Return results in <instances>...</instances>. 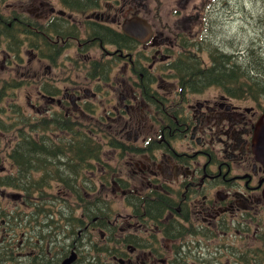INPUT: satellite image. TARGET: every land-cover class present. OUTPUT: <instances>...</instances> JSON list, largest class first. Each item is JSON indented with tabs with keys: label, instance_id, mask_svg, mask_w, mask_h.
I'll list each match as a JSON object with an SVG mask.
<instances>
[{
	"label": "flooded vegetation",
	"instance_id": "obj_1",
	"mask_svg": "<svg viewBox=\"0 0 264 264\" xmlns=\"http://www.w3.org/2000/svg\"><path fill=\"white\" fill-rule=\"evenodd\" d=\"M33 34L40 35V51ZM0 40L18 57L33 50L70 60L67 52L76 49V78L84 73L93 84L76 81V91H61L51 103L70 116L66 102L76 99V113L92 122L104 115L124 149L119 172L110 171L108 180L76 178L65 168L67 152L48 151L44 165L25 162L26 171L0 149V172L19 183L0 187L14 219L0 235L3 264H49L63 247L77 254L76 264V222L81 242L112 247L120 240L121 256L109 252L108 264H203L218 256L238 264L239 252L257 258L264 251V165L253 148L264 103L232 96L221 83L174 76L191 57H201L200 70L218 55L249 58L256 47L264 59V0H0ZM52 44L65 48L51 51ZM100 61L102 74L91 78ZM118 73L122 81L112 75ZM113 102L119 106H106ZM87 104L92 111L104 106V113L92 119ZM76 184L82 199L98 201L96 209L76 208ZM70 200L73 215L64 221Z\"/></svg>",
	"mask_w": 264,
	"mask_h": 264
},
{
	"label": "trees",
	"instance_id": "obj_2",
	"mask_svg": "<svg viewBox=\"0 0 264 264\" xmlns=\"http://www.w3.org/2000/svg\"><path fill=\"white\" fill-rule=\"evenodd\" d=\"M34 29L39 30L40 28ZM31 40L34 42L32 47L40 51V35L33 34ZM2 42L3 41L0 40V46L2 45ZM14 43L15 42H12L13 45ZM15 44L16 46L18 45L17 42ZM64 48L52 44L51 51L55 49L64 50ZM16 52H19V50L17 49ZM38 57L39 59L46 58L48 62L53 63L55 66L59 64V58L54 54L50 53L46 57V55L40 53ZM237 61L232 60L228 55H218L213 57L211 63L212 67L207 70H200L198 66L203 64L201 57H191L187 58V63L189 65L188 68L179 70L174 76L183 80V82L196 81L206 84L212 82L221 83L232 96L238 94V97H247L264 103L263 57L259 54L258 58L255 59L254 55L251 54L249 58L245 57L244 59H238ZM105 63V61L96 62L95 67L89 71V76L95 78V76L102 74L101 70L105 68ZM144 81L147 83V79ZM23 82V79H17L16 77L3 79L0 82V149H5L4 152L8 157L11 155L10 158L12 161L23 165V170L27 171L29 168L25 162H32V165H44L45 161L43 158H45L46 152L48 151L52 154L67 152L65 153L67 157L64 159L65 168L76 171V178H89L88 174H90V171L94 170L95 172H99L101 174L100 177L104 180H108L110 171H113L116 174L119 172L117 167L120 165L124 151V149H122L123 142L118 139L117 134L110 133L103 128V126L107 124V119L104 115H101V122L93 121L92 123L89 121H81L77 118L75 119L73 116H67L64 109L60 108L59 110H56L53 104H50L51 102H49V105L51 106L49 114L46 115L33 114V112L28 109L29 102L26 104L21 103V101L17 103L9 102V107L5 106L10 91L18 85L22 86ZM97 87H100V85ZM61 91L62 90L57 88L51 81H45L40 90L42 97L44 96L46 100L53 99L51 96H57ZM144 92L149 97V91L145 89ZM28 99L29 97H27L26 100L28 101ZM66 103L67 106H71V101ZM34 106L37 107L35 104ZM87 106H90L88 110L92 111V106L90 104H87ZM31 107H33L32 104ZM5 108L11 109L10 113H6L9 120L5 119L2 115ZM70 114L74 113L71 112ZM165 122H167V119ZM58 131L65 132L66 134L56 140L54 135L61 134ZM6 135L16 137V141L13 145L3 143V136ZM107 145L116 149H106ZM124 145L126 144L124 143ZM42 149H45L44 154ZM108 150L118 152L117 158L115 159L116 163L119 162L118 164L110 165V163L104 158V156L108 155ZM130 150L133 152L136 151V149ZM68 154L72 156H68ZM2 163L4 162L0 159V165H2ZM51 167L52 164H49L48 167H46L45 172H51ZM53 172L56 173L57 171ZM6 173L7 174L5 175L0 172V187L19 184L14 177H10L12 176L10 173ZM64 178L66 179V187L73 192L70 177L64 175ZM45 187L48 191L45 190ZM31 188L33 189V187ZM35 188L47 195L51 193L50 185L42 186L41 184H38ZM82 195L83 191L79 189V185L76 184V208L83 203H88L89 208L96 209L95 206L98 204V201L95 199H82ZM2 202L3 201L0 198V235L5 229L6 231H9L8 226L14 221V219H12L13 217L10 216L8 206H3ZM72 205L73 201L70 200V202H68V211L64 213V221L72 217ZM98 209L104 210L103 202L98 206ZM49 214L51 215V213ZM4 219L6 221L5 224L2 223ZM57 223L58 221L55 220L53 224L54 237L56 235L55 228ZM81 227L82 226H79L76 222V245L79 247V251L82 253V258L84 259L82 260L81 258L76 264H108L106 260L110 259L109 252L121 256V251L118 250V246L121 243L119 239L112 247H109V245L88 242L87 240L81 242L83 233L82 231L81 234L78 232L81 230ZM4 244L5 243H0V259H3L2 264L8 258V254L4 252L6 251L4 249ZM12 245L14 246V243H12ZM63 248L64 250L60 251V253H63V256L54 258L49 257V264H59L63 257L66 255L68 256V249L65 247ZM8 249L10 248L8 247ZM219 258L220 256L216 258H208L203 261V264H222V261ZM112 264L117 263L112 262ZM238 264H264V251H259L257 258L245 256V254L242 255L241 252H239Z\"/></svg>",
	"mask_w": 264,
	"mask_h": 264
},
{
	"label": "rangeland",
	"instance_id": "obj_3",
	"mask_svg": "<svg viewBox=\"0 0 264 264\" xmlns=\"http://www.w3.org/2000/svg\"><path fill=\"white\" fill-rule=\"evenodd\" d=\"M249 1V0H246ZM241 33H238V36ZM2 51H0V82L3 79L7 78H17V79H23V85H18L14 89L10 91V95L8 96L7 102H5V106H8L9 102L17 103L21 101V103H28V109L33 112V114L38 115H46L45 112L46 108H50L49 105L50 100L43 101L44 98L42 97V94L40 92L41 86L44 84L45 81H51L56 87L63 88L62 93L64 92H72L76 91V81H81L84 83L82 84L83 87L90 86L93 84V82H88L87 78H84V73L80 74L79 78H76V49H73V51H68L67 54H70L73 56L70 60L67 59L64 55L59 58V64L55 66L53 63L48 62L46 59H39L37 54L35 55V52L33 50L31 51H24L22 56L18 57L14 52L10 51L9 49L4 50V46L0 47ZM260 50L255 48L254 52L252 53L255 57V59L258 58V55L260 54ZM40 52H38V55ZM251 52L249 53V55ZM97 59H102L100 55L96 56ZM46 65H50L46 67ZM115 75L116 81H122L123 74H112ZM95 83V82H94ZM69 87V88H67ZM88 88V87H87ZM63 95V94H61ZM27 97H29L28 101L26 100ZM106 102V101H105ZM73 106L75 108L76 99L72 102ZM97 104L99 102H96ZM104 103V102H103ZM31 104L33 107L31 108ZM34 104L37 106L35 107ZM51 104V103H50ZM56 105H53L56 110H59L60 107ZM107 107H114L119 106L116 102H113L111 104L106 105ZM96 108V106H94ZM72 106H70V111H74V114H78L81 116V119L89 120L90 117L85 114L76 113V108L74 109ZM104 106L101 108H97L96 111H92L90 113L96 115V117H92V119H96L98 116H100V113H104ZM10 108H5L4 112L2 113L3 117L5 119H8V116H6V113H10ZM97 112V113H96ZM106 131L110 132L109 129L104 126ZM61 134L54 135V138L56 140L60 139L62 135L66 134L65 132L58 131ZM16 141V137L12 135H6L3 136V143L13 145ZM5 146V145H4ZM107 149V148H106ZM117 151L114 150H108V155L104 156V158L110 163V157H114L113 165L116 164L115 159L117 158ZM94 173H96L94 175ZM90 177L99 178L100 174L98 172L92 171V173L88 174Z\"/></svg>",
	"mask_w": 264,
	"mask_h": 264
},
{
	"label": "water",
	"instance_id": "obj_4",
	"mask_svg": "<svg viewBox=\"0 0 264 264\" xmlns=\"http://www.w3.org/2000/svg\"><path fill=\"white\" fill-rule=\"evenodd\" d=\"M253 148L255 149L258 160H260L264 165V113L257 123ZM75 258H77V256L73 254L65 259L61 264H71Z\"/></svg>",
	"mask_w": 264,
	"mask_h": 264
}]
</instances>
